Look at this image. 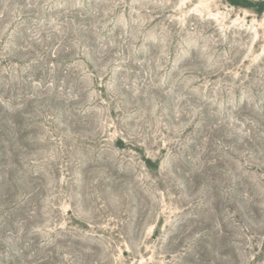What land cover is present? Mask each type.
<instances>
[{"label":"rangeland","instance_id":"1","mask_svg":"<svg viewBox=\"0 0 264 264\" xmlns=\"http://www.w3.org/2000/svg\"><path fill=\"white\" fill-rule=\"evenodd\" d=\"M0 264H264V12L0 0Z\"/></svg>","mask_w":264,"mask_h":264},{"label":"trees","instance_id":"2","mask_svg":"<svg viewBox=\"0 0 264 264\" xmlns=\"http://www.w3.org/2000/svg\"><path fill=\"white\" fill-rule=\"evenodd\" d=\"M226 1L234 7L248 8L253 10L257 14H261L264 12V1L258 2L257 4H255V7H251L253 6V4L246 0H226Z\"/></svg>","mask_w":264,"mask_h":264}]
</instances>
